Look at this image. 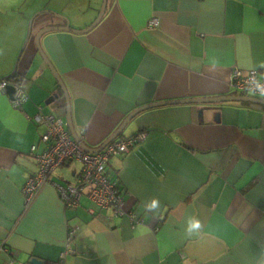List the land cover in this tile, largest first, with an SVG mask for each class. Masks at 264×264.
I'll list each match as a JSON object with an SVG mask.
<instances>
[{"label": "crops", "instance_id": "0c3cea01", "mask_svg": "<svg viewBox=\"0 0 264 264\" xmlns=\"http://www.w3.org/2000/svg\"><path fill=\"white\" fill-rule=\"evenodd\" d=\"M102 8V0H0V82L26 73L28 94L16 109L0 89V264H264V106L168 104L138 114L121 138L145 140L109 163L124 216L86 195L77 209L65 206L55 184L74 183L79 162L26 203L38 169L31 150L45 149L35 117L69 123L37 35L86 31ZM152 19L159 27H148ZM40 44L79 141L99 149L140 107L234 97V69L264 76V0H108L92 30L50 32Z\"/></svg>", "mask_w": 264, "mask_h": 264}, {"label": "built area", "instance_id": "2783aa9c", "mask_svg": "<svg viewBox=\"0 0 264 264\" xmlns=\"http://www.w3.org/2000/svg\"><path fill=\"white\" fill-rule=\"evenodd\" d=\"M148 27L150 29L159 27V21L152 19ZM230 86L236 95L234 97L264 100V76L256 69L251 71L234 69ZM9 87L15 89L13 106L16 109H22L28 100V94L17 79L0 82L1 90L6 92ZM35 121L46 127V133L42 137L45 149L41 153H37L36 147L31 150L32 155L36 157L38 169L31 173L24 187L26 203L31 202L38 191L51 182L52 175L58 169L70 162H79L81 170L74 183L65 186L55 184L65 206L77 209L82 197L86 195L98 209L112 210L118 217L126 215L123 211V194L112 178L109 163L114 157L129 154L133 148L145 140V133L129 138H118L108 143L100 152L88 153L82 148L81 142L72 137L63 119L51 113H40L35 117ZM130 217L135 223L141 221L137 215L132 214ZM74 235L75 230L70 229L67 238L68 246L62 258L71 252L69 243Z\"/></svg>", "mask_w": 264, "mask_h": 264}, {"label": "water", "instance_id": "95a60500", "mask_svg": "<svg viewBox=\"0 0 264 264\" xmlns=\"http://www.w3.org/2000/svg\"><path fill=\"white\" fill-rule=\"evenodd\" d=\"M107 4H108V0H104V4H103V8H102V12L100 17L98 18V20L86 31L83 32H79V31H75L73 30L70 25H67L65 27L63 26H53V27H47L45 29H43L36 38V50L37 53L40 54L44 64L50 69V71L52 72V74L54 75L55 79L57 80L60 88L62 89V92L64 93L66 100H67V107H68V128L72 133L73 138L80 142L74 129H73V125H72V118H71V111H70V104L68 102L69 98H68V93L67 90L64 86V83L60 77V75L58 74V72L55 70L54 66L51 64V62L49 61V59L44 55V52L42 50L40 41L41 38L50 32H56V31H63V32H76V33H86L90 30H92L93 28H95L103 19L106 9H107ZM19 76H21V79L23 80L24 77L26 76L25 74H21L18 70L14 71V73L11 75V77H8L7 80H11V79H16L18 78L20 81H22ZM15 94V89L12 87H9L7 89V95L10 97V99H13V96ZM59 96L55 95L53 97H51L46 104L50 105L51 103H53ZM225 102H244V103H249L251 105H253L254 108L258 107V106H264V100H259V99H254V98H247V97H225V98H217V99H191V100H182V101H173V102H166V103H158V104H153V105H148V106H144V107H140L138 109H136L135 111H133L125 120L124 122L114 131L113 135L99 148V149H90L88 148L85 144L81 143L82 148L88 152V153H98L101 150H103V148L110 143L111 141H114L118 138H121L123 136H125V132L126 129L128 127V125L132 122V120L141 112L148 110L150 108H155V107H160V106H165L168 104H198V105H202V104H214V103H225ZM30 264H45V262L43 260H41L38 257H34L33 259H31Z\"/></svg>", "mask_w": 264, "mask_h": 264}, {"label": "clouds", "instance_id": "9594fccd", "mask_svg": "<svg viewBox=\"0 0 264 264\" xmlns=\"http://www.w3.org/2000/svg\"><path fill=\"white\" fill-rule=\"evenodd\" d=\"M155 204H156V201H153V205L154 206H155ZM199 227H200L199 222H194V223L191 224V228L192 229H199Z\"/></svg>", "mask_w": 264, "mask_h": 264}, {"label": "rangeland", "instance_id": "374dc122", "mask_svg": "<svg viewBox=\"0 0 264 264\" xmlns=\"http://www.w3.org/2000/svg\"><path fill=\"white\" fill-rule=\"evenodd\" d=\"M103 4H104V0H102V7H103Z\"/></svg>", "mask_w": 264, "mask_h": 264}, {"label": "trees", "instance_id": "16d2710c", "mask_svg": "<svg viewBox=\"0 0 264 264\" xmlns=\"http://www.w3.org/2000/svg\"><path fill=\"white\" fill-rule=\"evenodd\" d=\"M17 80H19L18 78H16ZM20 81V80H19Z\"/></svg>", "mask_w": 264, "mask_h": 264}]
</instances>
